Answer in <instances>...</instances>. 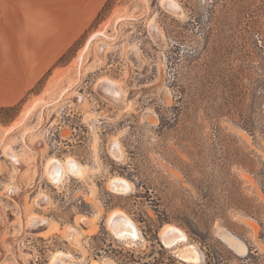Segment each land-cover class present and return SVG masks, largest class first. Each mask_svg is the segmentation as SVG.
Listing matches in <instances>:
<instances>
[{"label": "rangeland", "instance_id": "374dc122", "mask_svg": "<svg viewBox=\"0 0 264 264\" xmlns=\"http://www.w3.org/2000/svg\"><path fill=\"white\" fill-rule=\"evenodd\" d=\"M162 1L108 0L41 96L0 109V264H189L166 225L200 264H264V0H175L177 16ZM53 158L86 174L53 184ZM115 210L141 229L135 246L113 236Z\"/></svg>", "mask_w": 264, "mask_h": 264}, {"label": "crops", "instance_id": "0c3cea01", "mask_svg": "<svg viewBox=\"0 0 264 264\" xmlns=\"http://www.w3.org/2000/svg\"><path fill=\"white\" fill-rule=\"evenodd\" d=\"M108 0H0V108L29 106Z\"/></svg>", "mask_w": 264, "mask_h": 264}, {"label": "bare ground", "instance_id": "6f19581e", "mask_svg": "<svg viewBox=\"0 0 264 264\" xmlns=\"http://www.w3.org/2000/svg\"><path fill=\"white\" fill-rule=\"evenodd\" d=\"M164 1H165V5H166V6L164 5V7H167V9H169L173 14H175L177 16V14L181 10L180 4H178L175 0H164ZM164 1H162V2H164ZM154 29H156V28H154ZM97 35H99V33L95 34L92 37V39H94L95 37H98ZM101 36H102V34H101ZM82 54H83V52L80 54L81 55L80 58L82 57ZM110 88H112V87H110ZM114 88H116L115 85H114ZM109 91H112V89H110ZM112 92H115V91H112ZM110 94L113 95V93H110ZM117 143H119V142H117ZM113 144H115V143H113ZM120 146L118 144H115L112 148V153L116 157V159L117 158L120 159L123 156V152H122ZM46 172H47V175L49 176L50 181L56 185H60L61 183H64L65 179L67 177H69V175L81 177V176L86 174L85 166H83L81 163H79L78 161H76L75 159H72V158H69L65 162H61L60 160L54 159V158L49 160L47 167H46ZM109 186H110V189L116 194H128L133 190V184L125 178H114L110 181ZM81 219L83 220V218H81ZM91 221L92 220L90 219L89 223H91ZM92 224H93V222H92ZM108 225H109V228H110L113 236L116 239L124 242L129 247L135 246L137 244V242L139 243V241L143 240V233H142L141 229L139 228V226L137 225V222H135L133 219H131L123 211L115 210L110 215V217L108 219ZM87 226H89V225H87ZM92 227H93L92 230L95 231L96 230L95 224ZM78 232H79V230H78ZM69 233L72 234L71 230L69 231ZM76 234H77V232H76ZM160 235H161V241H162L163 245L167 249L173 250V252L184 262L189 263V264H200L202 262L203 254L200 253V251L196 245H192L190 243L189 236L183 229H181L177 226H174V225H166L162 229ZM77 236H78V234H77ZM222 236H224V238L227 241H229L231 246H233V248L240 255H245L247 253V247L240 240L235 238V236L233 237V236H230L227 234H224ZM74 239L76 240V238H74ZM63 255H64L63 253H57L55 255L53 261L51 262V264H67V263H65V261H62V259H61V256H63ZM64 258H65V256H64ZM68 264H70V263H68ZM93 264H100V263H97V261H95V263H93ZM104 264H115V263L113 261H106V262H104Z\"/></svg>", "mask_w": 264, "mask_h": 264}, {"label": "trees", "instance_id": "16d2710c", "mask_svg": "<svg viewBox=\"0 0 264 264\" xmlns=\"http://www.w3.org/2000/svg\"><path fill=\"white\" fill-rule=\"evenodd\" d=\"M106 6V5H105ZM104 10V9H103ZM102 13V11H101ZM101 13L99 14L98 18L101 16ZM11 108H17V107H11ZM11 108H0V109H11Z\"/></svg>", "mask_w": 264, "mask_h": 264}]
</instances>
